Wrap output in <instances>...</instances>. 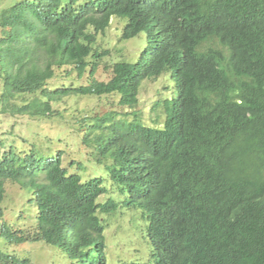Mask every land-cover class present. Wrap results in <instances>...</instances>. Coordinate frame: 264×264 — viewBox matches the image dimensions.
I'll use <instances>...</instances> for the list:
<instances>
[{"label":"trees","instance_id":"obj_1","mask_svg":"<svg viewBox=\"0 0 264 264\" xmlns=\"http://www.w3.org/2000/svg\"><path fill=\"white\" fill-rule=\"evenodd\" d=\"M111 17L124 25L105 48L97 36ZM135 39L139 54L126 58L123 43ZM104 62L106 80L95 77ZM167 72L176 94L152 106L163 123L123 135L111 98L134 108L142 80ZM81 97L94 103L79 107ZM4 116L81 131L110 180L65 164V150L53 151L60 134L0 138L8 244L111 264L106 229L129 216L146 259L115 264H264V0H19L0 13ZM10 184L35 207L28 230L4 220ZM0 264L32 262L0 249Z\"/></svg>","mask_w":264,"mask_h":264},{"label":"rangeland","instance_id":"obj_2","mask_svg":"<svg viewBox=\"0 0 264 264\" xmlns=\"http://www.w3.org/2000/svg\"><path fill=\"white\" fill-rule=\"evenodd\" d=\"M19 0H0V13L1 10L6 9L7 7L13 5ZM122 27V22L116 18L111 20V23L105 34H99L97 36L98 43L102 47H110L115 44L116 39L118 38ZM138 37H142L144 41V34H139ZM133 41V42H128ZM135 41V42H134ZM139 39L135 40H127V42L123 43V54L126 58L135 59L137 58L139 52L135 54V51L140 49L139 47ZM114 51L112 53L114 54ZM109 73L105 72L104 69L99 68L96 73V76L99 79H107ZM163 77H167V81L165 78L154 79L153 81L147 80L142 83L140 86L139 93V106L138 108L142 110V113L145 116H152L154 114L152 110L153 100L158 96L166 94L165 84L169 86V92L171 94L173 91V83L168 74H164ZM82 81V80H81ZM94 103V99L81 97L76 101V104L79 107H83L81 105L91 106ZM102 107H106L103 102H100ZM109 104H114L109 102ZM58 121H42L35 123L27 117H0V138H6L7 141L13 139H20L21 137L26 138L27 140H32L35 138L36 142V133L39 132L41 135L48 136H56L60 134V144H54L55 148L53 151L57 149H64L66 153H63L61 156L65 164L68 161L79 160L82 165L80 171H82V177L85 179L87 177H92V175H99L106 178V174L104 170L96 165L92 159V157L87 156L85 153L90 152L91 149L81 145V134L80 132L73 131L72 127H59L57 124ZM47 143H44V147ZM81 151V152H80ZM48 152V151H47ZM46 152V153H47ZM45 153V151H44ZM75 168H72V170ZM77 170V169H75ZM104 184H108L109 182L104 180ZM20 190L16 184H10L6 186V194L8 195L6 200L3 202L4 207V220L8 223L12 224L14 227H19L23 225V229L28 230L30 225L35 223V207L33 203L29 204L26 197L22 198L19 194ZM33 227V226H32ZM133 232L132 229H130ZM134 233V232H133ZM129 216L120 217L119 220L112 221L110 227L106 229L105 235L107 239L108 246L106 247V254L109 258V263L115 264L118 260L131 259V260H139L142 261L144 259L142 251L139 252L140 245L131 238H129ZM132 235V234H131ZM0 249L4 251H9L17 253L20 257H27L30 259L32 264H67L68 259H65L61 254L60 250L49 246L47 244H42V242H31L27 241L21 244L18 247L12 246L7 243V241L0 236ZM136 252V253H135ZM137 254L138 256H132V254ZM141 254V255H140Z\"/></svg>","mask_w":264,"mask_h":264},{"label":"clouds","instance_id":"obj_3","mask_svg":"<svg viewBox=\"0 0 264 264\" xmlns=\"http://www.w3.org/2000/svg\"><path fill=\"white\" fill-rule=\"evenodd\" d=\"M113 18H116V17H111V19H110V22H109V25H110V23H111V20L113 19ZM116 19H118V20H120L119 18H116ZM121 22H122V26L124 25L123 23H124V21H122V20H120ZM122 28V27H121ZM99 35V34H98ZM105 59V58H104ZM104 64L106 65V63L104 62ZM109 66L110 65H106V67L104 68L103 66L101 67V69H104L105 70V72H107V73H109V75H108V78L110 77V71H108V69H106L107 67L109 68ZM97 73V72H96ZM164 74H168V76L170 77V73L169 72H167V73H162V74H160V75H158V76H156V77H153V78H151V79H149V78H144L143 80H142V82H141V85H142V83L143 82H145V81H147V80H150V81H153L154 79H158V78H165L166 79V81H167V77H163V75ZM95 77L96 78H98L97 76H96V74H95ZM170 79H171V77H170ZM104 80H106V79H104ZM172 80V79H171ZM172 83H173V91H174V93L173 94H171L170 92H169V86L167 85V82H166V84H165V89H166V94H164V95H161V96H158L157 98H155L154 100H153V105H154V103H155V101H157L158 99H162V98H165V97H168V98H171V97H174L175 96V94H176V92H175V85H174V82H173V80H172ZM140 85V86H141ZM140 86H139V92H138V95H137V98H138V100H139V93H140ZM111 103H114V104H110V105H112L113 106V109L115 110V111H117L116 113L117 114H115V119L116 120H118L120 123H121V130H122V132H123V135H125V136H132V137H138V136H140V135H145L146 133H147V130H148V128H149V126H157V127H160V125L163 123V119H161V120H159L160 118L159 117H157L156 116V113L157 112H155L154 111V109H152L153 110V112H154V114L152 115V116H145L143 113H142V110L141 109H139L138 108V106H139V102H138V104H137V106L136 107H134V108H130V107H128V106H118L117 105V101H116V98L114 99H112L111 98V101H110ZM80 134H81V137H82V139H83V133L80 131ZM85 146V145H84ZM102 169H103V166L102 165H99ZM104 170V169H103ZM104 172H105V170H104ZM105 174H106V172H105ZM97 177H101V176H99V175H96ZM103 178V177H102ZM108 177H107V175H106V178L104 179L103 178V180H106V181H108L109 183H110V180L109 179H107ZM140 251L139 252H143L144 253V248H140L139 249ZM136 253V252H135ZM138 254V253H137ZM137 254H134L133 253V255H135V256H138ZM141 255V254H140ZM141 256H143L144 257V259H146V256H145V253L144 254H142Z\"/></svg>","mask_w":264,"mask_h":264}]
</instances>
